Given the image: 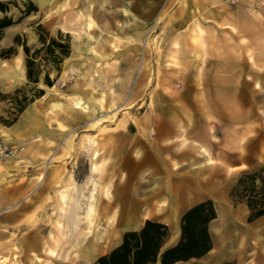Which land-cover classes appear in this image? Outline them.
I'll return each instance as SVG.
<instances>
[{"label":"rangeland","instance_id":"obj_1","mask_svg":"<svg viewBox=\"0 0 264 264\" xmlns=\"http://www.w3.org/2000/svg\"><path fill=\"white\" fill-rule=\"evenodd\" d=\"M0 1L11 2L0 18L15 21L2 29L0 50L15 35L37 47V24L68 34L60 30L62 0ZM89 1L93 15L100 1L116 14L107 44L96 53L71 48L52 85L64 111L76 99L84 108L60 114L55 149L33 171L12 165L28 142L0 133V264H83L90 246L100 253L126 228L118 223L123 207L151 197L155 213L142 220L168 221L173 211L181 220L187 207L211 200L213 263L264 264V216L249 222L246 204L230 194L241 174L264 167V0H146L138 23L123 15L121 0ZM29 2L36 10L24 15ZM233 13L250 24L241 31L249 35L238 34ZM78 32L68 34L71 47L86 37ZM15 48L0 57V128L39 102L15 112L11 96L26 83L22 46ZM48 162H60L57 179L45 177Z\"/></svg>","mask_w":264,"mask_h":264},{"label":"crops","instance_id":"obj_2","mask_svg":"<svg viewBox=\"0 0 264 264\" xmlns=\"http://www.w3.org/2000/svg\"><path fill=\"white\" fill-rule=\"evenodd\" d=\"M37 1L39 3H42L44 0H37ZM206 1L211 3L214 0L213 1L206 0ZM235 1L236 0H231V4L233 5ZM120 2H121L120 4H123L125 2V5L127 6L125 7V5H122L123 7L120 8L122 9L123 15H125V17H127L128 19L131 17L130 19L132 20L135 19L137 23L139 22V20L141 22L145 21L146 18L145 13H143L139 5H142V7L143 5H146L148 3L146 2V0H121ZM208 2L207 4H209ZM103 4L104 6L102 8V11H100V13L98 12L97 15H93L92 13L89 12V5H90L89 0H65V1L62 0V3L60 4V9L61 7H66L68 12L65 13L66 11L65 9L63 11L60 10L62 12L60 14V30L71 35L74 34L76 36L79 33L78 31L82 29L87 31V33L85 34L86 37L82 42L79 43L77 39H75L71 47L72 50L76 51L77 48L85 47L88 49H92L93 52L96 53L100 48H103L107 44L106 35L110 30H112L111 29L112 23L113 21L117 20V17L116 14H113L112 7L109 6L105 7L107 3L100 1V5ZM128 5H131L133 10H135L137 14H140V16L142 17L138 18V15H135L133 12L130 11ZM245 5L247 7H250L251 2L246 1ZM75 9L77 10L76 12L73 11ZM234 19L235 17L233 13L232 20L234 22V25L236 27L238 26V28L240 26L243 28L239 30L240 32L238 34L249 35L243 32L251 30L250 24L240 25L237 24ZM92 37H95L96 41L97 38H101V40L100 41L98 40L97 42H95V44H93L90 41ZM48 90L49 91L46 92V94L35 100L39 102L37 103L33 102L28 107L25 108V110L22 112L20 116V119L14 125H12L10 129L9 127L0 128L1 136L4 139H10V137L13 136L14 140L18 142L25 140L26 142H28L24 151L21 152V154L23 155L21 160L15 162L12 161L13 162L12 165L15 169V172H18L19 174L27 171L28 172L33 171L34 166H39L43 164L44 160L49 158L50 155L53 153L52 151H54L55 149V144L58 142L60 138V119H61L60 114L63 112L67 114V111H71V110L73 111L74 109L76 111L78 107L84 108L83 104L81 103V99H76L73 102L74 109L72 108L70 110L69 108L65 107V111H64V107L61 105L60 99L58 97H55L56 91L54 87L52 86L48 88ZM81 94L84 100H86V102L88 103L92 102V99L89 97V95L86 94V92L83 91V93L81 92ZM104 96L105 93H102L101 97L99 98L100 103H103ZM112 105L113 103L110 104V106ZM52 120H56V124L51 125ZM47 164L48 167L44 170L45 177L50 180L57 179L60 174V162H48ZM17 188L20 187L17 186L16 189ZM145 192H151V190H145ZM159 198H162V196H160ZM152 199L153 197L145 200L146 202L139 201V203H137L136 205L130 207H123L120 210L118 223L120 222L121 226L126 228H124V230L121 231L119 236L116 238L115 243L111 245L108 249L100 253H97L96 249L93 247L91 248L90 246L88 252L91 253L90 254L91 260L88 263H86L85 262L86 255L84 254V256L81 257L82 263L96 264L100 257L109 255L113 249L121 245L123 241L124 233L140 231L144 226L145 222L149 220L152 222H157L165 225L167 232L165 236L162 237L158 245V249L156 250L155 253L156 255L147 258L144 264H162L161 263L162 252L168 248L174 247L180 239V220H178V217L176 216L175 213L176 211H173L174 216L170 218V220L168 221H163L154 218H145L142 220L141 216L151 217L155 213L153 211V208H151L152 206L150 207ZM190 207L191 206L187 207L185 210L189 209ZM218 212L220 218H224L226 216L227 211L225 207H223L222 204H220L218 205ZM213 220H211L208 224V233L211 238L212 248L206 254L200 257H191L186 260H176L172 264H214L215 263L214 262L215 260L212 259V256H209L210 253L215 249V241L213 240L211 233V223L213 222ZM213 228H216V225H214ZM114 236L115 235L111 237L108 236L109 237L108 239L113 240ZM129 258L133 259L132 255H130Z\"/></svg>","mask_w":264,"mask_h":264},{"label":"trees","instance_id":"obj_3","mask_svg":"<svg viewBox=\"0 0 264 264\" xmlns=\"http://www.w3.org/2000/svg\"><path fill=\"white\" fill-rule=\"evenodd\" d=\"M9 2L0 1V11L8 10ZM30 10L24 15L35 11L36 8L29 2ZM15 23L11 17L0 18V37L2 29ZM38 46L30 48L19 35L13 38V45L0 50V57L8 58L16 52V46L21 45L24 54L25 87L14 91L11 99L16 114L21 113L30 102L44 94V85L52 87L60 74L62 63L71 51L70 36L58 31L51 35L41 24L36 26ZM13 118L7 125L15 121ZM237 201H242L248 208L247 220L253 221L264 216V167L257 171L243 173L237 179L230 192ZM216 218V211L211 200L199 202L187 209L180 220V239L171 248L161 254L162 264H172L176 260H186L191 257H200L211 248V238L208 233V224ZM166 226L147 220L140 231L126 232L121 245L113 249L109 255L100 257L96 264H144L147 258L156 255V250L163 236ZM132 255L133 259H130Z\"/></svg>","mask_w":264,"mask_h":264},{"label":"bare ground","instance_id":"obj_4","mask_svg":"<svg viewBox=\"0 0 264 264\" xmlns=\"http://www.w3.org/2000/svg\"><path fill=\"white\" fill-rule=\"evenodd\" d=\"M6 138V137H5ZM98 155H99V153L97 152V151H93V153H92V158L93 159H97V157H98ZM147 200V199H146ZM144 201V200H143ZM111 208V207H110ZM137 209H138V207H137ZM138 211V210H137ZM105 212H107V211H105ZM139 212V211H138ZM147 212V211H146ZM134 216V215H133ZM130 218V217H129ZM135 220V219H134ZM128 222V221H127ZM97 226V225H96ZM97 228V227H96ZM80 230H82V229H80ZM73 231V230H72ZM76 232H77V230H76ZM94 232V231H93ZM72 234V233H71ZM86 236V235H85ZM97 238V237H96ZM87 239V238H86ZM95 239V238H94ZM1 241V240H0ZM3 242V241H2ZM6 242V241H5ZM7 243V242H6ZM70 243L73 245V244H76V240L75 239H72L71 241H70ZM98 246V245H97ZM2 247V246H1ZM0 247V248H1ZM16 248H18V247H16ZM99 248V247H98ZM88 250H89V248H88ZM92 251V250H91ZM93 253V252H92ZM90 252H85V262L86 263H88L90 260H91V257H90Z\"/></svg>","mask_w":264,"mask_h":264},{"label":"built area","instance_id":"obj_5","mask_svg":"<svg viewBox=\"0 0 264 264\" xmlns=\"http://www.w3.org/2000/svg\"><path fill=\"white\" fill-rule=\"evenodd\" d=\"M0 151H4V147L0 148Z\"/></svg>","mask_w":264,"mask_h":264}]
</instances>
